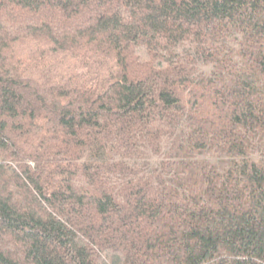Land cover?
<instances>
[{"label": "trees", "instance_id": "obj_1", "mask_svg": "<svg viewBox=\"0 0 264 264\" xmlns=\"http://www.w3.org/2000/svg\"><path fill=\"white\" fill-rule=\"evenodd\" d=\"M0 264H264V0H0Z\"/></svg>", "mask_w": 264, "mask_h": 264}]
</instances>
